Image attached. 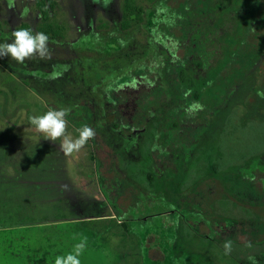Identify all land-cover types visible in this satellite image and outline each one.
I'll return each instance as SVG.
<instances>
[{"label": "rangeland", "instance_id": "obj_1", "mask_svg": "<svg viewBox=\"0 0 264 264\" xmlns=\"http://www.w3.org/2000/svg\"><path fill=\"white\" fill-rule=\"evenodd\" d=\"M38 1L0 0V43L50 37L48 59L0 58V264L84 238L85 264H264V214L202 183L264 191V0ZM60 108L96 132L70 156L29 122Z\"/></svg>", "mask_w": 264, "mask_h": 264}, {"label": "clouds", "instance_id": "obj_2", "mask_svg": "<svg viewBox=\"0 0 264 264\" xmlns=\"http://www.w3.org/2000/svg\"><path fill=\"white\" fill-rule=\"evenodd\" d=\"M9 10L16 8V0H6ZM93 4L100 5L107 9L113 0H92ZM30 12L28 7H24L20 13L21 18L26 17ZM50 37L44 32H33L29 28H17L11 34L10 42L0 43V58L9 57L11 60L18 64H24L25 61L31 60L35 57L40 59L50 58L49 49ZM55 44L56 41H51ZM64 71L69 69L65 65ZM190 94L185 93V97ZM203 110V105L199 102L190 103L185 111L189 114H195ZM70 109H49L42 115H34L29 117L30 124L35 128L38 133L43 134L44 139L50 141L60 140V150L66 155L70 156L73 153H78L87 143L94 139L96 132L95 129L89 125H83L76 129L77 135L71 136L68 131V121L66 117L69 115ZM156 150V146L154 149ZM67 186H64L66 189ZM87 247V239H82L79 243L73 246V251L67 255H58L55 257L54 264H81L79 257L82 255ZM225 254H230L232 251V242L226 241L223 245Z\"/></svg>", "mask_w": 264, "mask_h": 264}, {"label": "trees", "instance_id": "obj_3", "mask_svg": "<svg viewBox=\"0 0 264 264\" xmlns=\"http://www.w3.org/2000/svg\"><path fill=\"white\" fill-rule=\"evenodd\" d=\"M42 1V2H41ZM38 1V5L39 8L43 9L45 8V6H43L45 3V0H41ZM129 2H126V7L124 10V18L125 20L127 19H131L129 18V15L132 13H135V7H132ZM139 8V7H138ZM43 14L46 15V11H43ZM259 172H261V175H257V179L259 180V182H263L264 183V166L262 168V170H259ZM213 176L215 179H213ZM223 178L221 175H216V171L214 170V172L204 181H202L203 185L205 183L209 184L211 183L212 186L216 188V197L219 196H225L229 199H231L233 202H236L237 204H239L240 206H242L244 209L246 210H252V211H257L259 213V215L264 214V191L261 189V191L257 190V194L256 196L248 199V198H244V197H240L239 195H237L236 193H234V191L230 190L229 186L222 181ZM207 185H204V187H206ZM262 188V187H261ZM264 217V216H263ZM243 224H245L246 222H241ZM255 224V223H254ZM261 224L264 225V222H262ZM244 225H242L243 227ZM246 226V225H245ZM253 233H251L250 235H247L246 239H248L249 237L253 238ZM261 239H264L261 237ZM56 237H53V242H56ZM82 260V259H81ZM83 261V260H82ZM45 264H54V262L49 263L46 262ZM81 264H85L81 262Z\"/></svg>", "mask_w": 264, "mask_h": 264}]
</instances>
